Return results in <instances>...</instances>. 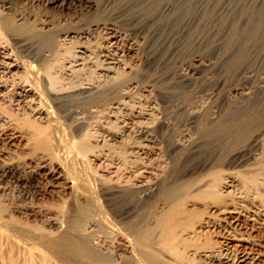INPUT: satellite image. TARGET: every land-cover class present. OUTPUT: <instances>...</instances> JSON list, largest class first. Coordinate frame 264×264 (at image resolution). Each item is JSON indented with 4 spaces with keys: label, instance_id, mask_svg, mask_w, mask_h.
<instances>
[{
    "label": "rangeland",
    "instance_id": "374dc122",
    "mask_svg": "<svg viewBox=\"0 0 264 264\" xmlns=\"http://www.w3.org/2000/svg\"><path fill=\"white\" fill-rule=\"evenodd\" d=\"M91 5L0 0V54L21 67L0 73V161L26 177L0 181L9 192L0 225L15 230L0 264H150L138 237L166 209L162 190L193 182L192 195L216 171V191L228 184L221 199L239 216L218 218L178 245L181 257L159 246L156 231L145 244L160 264H232L242 256L264 264V0ZM115 62L117 74H105ZM37 127L50 136L48 152L35 145ZM42 155L50 166L37 172ZM52 166L74 183L72 192ZM248 175L256 183H244ZM87 203L86 240L87 223H70ZM56 242L74 253L56 252Z\"/></svg>",
    "mask_w": 264,
    "mask_h": 264
},
{
    "label": "bare ground",
    "instance_id": "6f19581e",
    "mask_svg": "<svg viewBox=\"0 0 264 264\" xmlns=\"http://www.w3.org/2000/svg\"><path fill=\"white\" fill-rule=\"evenodd\" d=\"M38 1L44 3V5L46 7L60 8V9H62L64 7H68L69 4H71L75 1L79 4L84 3V4H87V6L90 5V7H92L91 4L93 2V0H38ZM3 16H4V14H3ZM1 17H2V15H1ZM7 17H8V15H7ZM5 19H7V18H5ZM7 20H9V19H7ZM1 21H0V24H2V25H0V26H3V23ZM9 22L7 21L8 25H9ZM12 24L10 26L11 29H13ZM5 25L6 24H4V26H3L4 29H5ZM4 29H3V32H4ZM9 30H10V28H8V31ZM256 33L255 34L253 33V34L256 36ZM245 42H246V40H245ZM118 62L109 63L112 66H108L107 68H105L103 70V72L105 74L111 75V76L116 75L117 73L114 72L113 68L115 66H117V67L120 66ZM19 69H21V67H19L11 59L10 56H8L7 54H4V53L0 54V73H5V72L7 73V72H11L13 70H19ZM25 71H26V69H25ZM119 76H120V74H118V77ZM51 82H52V80H51ZM81 89L83 91V88H81ZM89 90L90 89L84 88V92H88ZM24 93L28 94V93H31V91L30 90L24 91ZM255 107H256V105H255ZM261 107H262V105H261ZM262 115L263 114H261V116ZM254 121L255 120H252L249 122L253 124L256 122V121L255 122ZM252 124H250V125H252ZM223 127L224 126H222V128ZM249 127L253 128V126L252 127L249 126ZM220 129H221V127H219V130ZM34 131H35L34 136H35L36 147L44 148L46 151L49 150V147H50V145H49V143H50L49 134L44 133V129H40V128L35 129ZM229 131H231V130L229 129ZM230 134H232V133H230ZM48 156L49 155H42L40 157L39 160H42V162L37 166V172H40L39 170H43L46 167L50 166L49 163L51 160L49 159L50 156L49 157ZM52 167L54 168L52 173L54 175H57L56 179L62 181L61 184H63L62 186H64V189L66 191L72 192L74 189V183L71 182L66 177L63 170H61L58 166H52ZM33 174H36V172H34ZM211 176L214 177L213 181L208 182L206 184H203V182L199 183V185L195 187V189H194L195 192L192 195L190 194L189 191H191V189H193L192 187H194L193 182L189 183V184H185V183H181L178 185L175 184L176 186L169 187V188L166 187L167 189L162 190L163 191V193H162L163 194V196H162L163 202L166 206V209L157 215L154 227L145 233L143 232V234H141L138 237L139 251H140L141 255L150 264H160L157 262L158 256H157L156 252L150 250L148 248V246L145 244L146 242L150 241L151 233L153 231H156L158 233V235H159L158 244L164 251H166L169 255H171L173 257H181L182 252L179 251V249L177 248L178 245H182V246L189 245L190 240L195 239V238H199L201 235L208 232L212 227H214L217 223L220 222L219 220H221L224 217H231V216L237 217V216H239L240 213L238 212L237 208H235L232 205V202H230V201L225 202L224 200L221 199L222 197H221L220 189H226L228 187L227 186L228 184L227 183L224 184V186H222L220 189H218L216 191V188H218V184L220 181L219 177H218V172L217 171L213 172L211 174ZM2 180H5V181L7 180L10 183L12 182V183H16V184H24L26 181V177H25L22 169H20V167L15 166L12 163L0 161V181H2ZM242 180L244 181V183L252 185V184L256 183L257 179H256V176H254V175H251V176L248 175L246 177H243ZM5 188L2 187V185L0 186V199L3 198L2 200H4V199L8 200L9 199V198L7 199L6 198L7 196H5V194H4V193H6ZM8 193H6V194L8 195ZM162 194H160V195H162ZM0 202H1V200H0ZM90 212H91V208H90V204H88V203L84 204V206L78 207V209L76 210V212L74 214V219L70 223V224H72V227H78V225L80 223L81 224L87 223V227L80 231L82 237H84V239H86V240H87V235L89 234L88 230H90V228L93 226L92 219H90V216H91ZM215 216L217 218H214ZM218 218H221V219H218ZM49 221L52 225L57 226V221L55 219L50 218ZM262 223H264V219L262 220ZM13 231H15V230H13ZM13 231H11V230L8 231L7 229H5V226L3 224L0 225V258H1V256L3 257L1 248H2V246H4L5 243L7 244V242L9 240H11V235H12L11 233H13ZM178 232H180V233H178ZM59 242L53 243V249L56 252L60 253L61 255L65 256V257H69V255H72L74 253V250L66 249L64 246L60 245ZM228 243L229 242H227L223 246H227ZM11 244H13L12 241H11ZM9 245H10V243H9ZM222 248L223 247H219V248L217 247L216 249L214 248L215 250L210 249L207 251V253L202 254L201 257L212 258V256L214 254L220 252L222 250ZM190 251L192 252L191 255L199 253L198 250H196V249H193ZM244 255H246V253ZM237 258H235V259H237ZM240 260L241 261H239V260L235 261L234 260V261H232V264H246L247 258H246V256H242L240 258Z\"/></svg>",
    "mask_w": 264,
    "mask_h": 264
}]
</instances>
